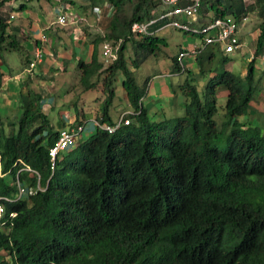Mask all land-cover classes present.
<instances>
[{"label":"trees","instance_id":"obj_1","mask_svg":"<svg viewBox=\"0 0 264 264\" xmlns=\"http://www.w3.org/2000/svg\"><path fill=\"white\" fill-rule=\"evenodd\" d=\"M10 1L0 0V59L6 51L22 52L25 38L8 21ZM89 1L94 7L100 0ZM102 1L110 7L97 23L90 59L78 62L80 81L87 91L102 85L97 118L114 124L110 110L122 72L131 121L114 132L97 127L52 165L49 148L59 131L41 94L30 92L17 130L0 127V197L13 200L4 199L0 264H264V133L243 119L257 90L252 62L264 53V0H201V22L231 16L239 25L256 13L254 58L244 78L219 72L229 60L224 45L207 46L195 55L199 74L209 75L206 92L186 79L180 87L185 113L159 120L143 106L149 80L140 85L129 60L137 67L167 44L154 33L167 19L150 25L151 34L132 31L156 14L160 1ZM104 41L121 42L108 63L99 59ZM173 60L183 72L177 55ZM221 85L228 93L218 123ZM80 123L77 116L70 127ZM18 181L25 192L14 201Z\"/></svg>","mask_w":264,"mask_h":264},{"label":"rangeland","instance_id":"obj_2","mask_svg":"<svg viewBox=\"0 0 264 264\" xmlns=\"http://www.w3.org/2000/svg\"><path fill=\"white\" fill-rule=\"evenodd\" d=\"M42 1L45 3L47 0ZM23 2H26L28 5H30L29 10H33L34 14L32 18L39 21V19L41 20V18L45 15V18L43 19L44 25L51 23V21H56L59 14H64L67 17L68 22L66 24H61L56 21V23H54V32L58 31V26L62 27L65 25V27H71L72 29H74L73 27L75 26L76 28L79 26L86 28L87 23L92 25V27L97 30L95 33L100 32V29L97 27V23L99 22V19L100 21H104L106 19V14L108 13L107 9L110 7L108 3L102 0L95 3L97 5H95L96 8L95 6L93 7L89 0H51L50 5L46 4L43 7L41 6L42 2L39 0H12L7 3V8H20L19 4ZM22 12L25 11L22 10ZM45 19L48 23H46ZM257 22L256 13H251L248 18L244 19L242 23L239 24V31L240 29L243 31V40L246 44L243 46V48H238L232 53H226V55L229 57V60L225 65H220L219 72L230 69L236 74H240L243 78L246 76L247 72L249 71V63L253 60V57H248L247 54H252V51L255 53L254 43L259 34V26ZM244 23L245 25H243ZM190 25H192V28H199L198 22L194 23L190 21ZM34 33L36 34V32ZM154 33L156 36L163 38L167 43L164 44V46H161V53L157 56L148 57L137 67H134L130 60L129 64L131 68L134 69L135 78L140 85H143L147 80L152 79L155 74L173 73L172 75H168L170 79L169 83L173 84V86H171V90L169 89L167 93L161 97L160 101L154 104V106L150 109L149 114L153 119L156 120L165 118V116H181L185 113V109L182 104H177L176 96L177 94L183 95L180 87L186 81V79L198 84V90L202 95L206 92L207 84L210 83L209 77L207 75L202 76L199 73L190 71H183L181 73L178 72V70L175 68L173 57L180 51L181 46L191 49L193 47L192 43L194 41L200 42V36L194 35L190 31H184L167 24L161 26ZM61 34L64 41H70V38L64 33V31ZM77 36L78 30L72 36L73 40H75ZM99 49L100 51L102 50V43L99 44ZM126 52L129 57H132L133 50L130 43H128ZM8 55L16 60V65L22 64L24 59L23 51L21 52L12 50L10 53H8ZM60 57L62 58V64L66 66V71L61 72L59 75H54L57 74L59 70H53L54 76L51 78L54 83H51L53 85L50 86L49 89H51V96L59 98V100H63L65 104L56 105L54 101H52L51 104L53 105V109L49 115L54 127L58 125L57 121H59L58 117L61 114V111H70L73 117L75 115L78 116V118L84 122V129L80 134V138L77 140L79 143L95 133L98 127L95 123V119L97 118V113L100 110L105 95L101 84H97L96 87H93L88 91H83L84 86L80 81V68L77 65L78 61L75 63L70 61L67 57H63L62 55ZM252 64L254 66L255 87L264 94V58L262 57V54L257 56ZM123 79L124 74L122 72L118 73L115 81L116 96L110 110L112 117H116L119 114L121 108L128 107L129 105V101L123 86ZM91 80H93V78ZM243 83L245 86H248L247 79L243 80ZM222 89L226 90L227 88L224 85H221L218 89L219 92L217 93V103L219 105V111L215 115V119L218 123H221V121L225 118L223 107L226 102V95L220 93ZM149 98L150 95H147L145 99L147 100ZM251 103L250 109L252 110L243 119H248L247 123L249 125H261L262 132L264 133V101H262L260 104L258 111L255 101L252 100ZM19 111V113H9V118H2L10 120V123H12L9 124L5 122L3 127L6 130V133L11 132L12 127L13 131L17 130L18 120L23 110L20 109ZM66 115L69 116V113H66ZM6 179H11V175H7Z\"/></svg>","mask_w":264,"mask_h":264},{"label":"crops","instance_id":"obj_3","mask_svg":"<svg viewBox=\"0 0 264 264\" xmlns=\"http://www.w3.org/2000/svg\"><path fill=\"white\" fill-rule=\"evenodd\" d=\"M39 1L42 2V7L46 4L50 5V1L48 0L45 1V3L42 0ZM24 3L25 2L20 3L19 7ZM29 6L30 5L27 4L25 8L17 9L16 7L8 9V6H5V10L10 11L9 15H11V18L8 19V21L10 22L13 31H16L18 35L24 36L25 38L21 43L23 48L22 51L24 52V59L22 64L16 65V60L10 55H8V53H10L11 51H6L3 55V58L0 59V71L2 73V84L0 86V127L3 129L5 122L10 124V120L2 118H9V113H19L20 109L24 110L23 103L29 100V95L31 91L39 92L41 94L42 109L45 113L48 114L49 118V113H51V110L53 109V105L51 104L52 101H54L56 105L65 104L63 100H59V98L51 96V89H49V87L53 85L51 83H54L51 77H53L54 75H59L61 74V72L66 71V66L62 64V58L60 56L62 55L63 57H67L70 61L75 63L76 61L79 62L80 60L85 61L90 59V55L93 49L92 39L94 38L93 36L97 31L92 27V25L87 23L86 28H82L81 26L76 28L75 26L73 27L74 29H72L71 27H65V25H63L62 27L58 26V31L54 32V23H56L57 19L56 21H51V23H48L45 19L46 23L48 24L44 25L43 19L45 18V15L41 18V20L39 19V21L37 19L32 18L34 12L32 9L29 10ZM22 10L25 12H22ZM257 21L258 24L259 20L257 19ZM243 25H245V23ZM42 30H45L48 37V40L43 44L44 56L42 61L38 62L32 69H30V62L34 58L37 45H41L40 35ZM77 30L78 36L75 40H73L72 36ZM10 31L11 28H8V32ZM63 31L70 38L69 42L64 41L63 36L61 34ZM34 32H36V34ZM150 32L152 33V31ZM238 34L242 42L243 48V46L246 44L243 40V31H241L240 29ZM200 42L194 41L192 45L195 43L199 44ZM256 42L257 39L254 43L255 49ZM101 51L99 49V59L101 61H104ZM208 52L209 50L205 51V53ZM254 54L255 53L252 51V54L248 53L247 56L254 58ZM195 55L191 54L185 57L184 60L187 67L186 71L200 73ZM262 57L264 58V54L262 55ZM55 69H58L59 72L53 75V70ZM172 74L173 73L155 74L153 78L149 80V85L147 89L148 92L146 96L150 95V98L147 100L145 99L146 96H144L143 98V106L147 109L148 112L154 106L155 103L160 101L161 97L165 95L169 89L171 90V86H173V84L169 83L170 79L168 75ZM207 76L209 77V75ZM220 93L227 96L228 91L227 89H222ZM176 98L177 104H182V106L184 107L186 98L182 94H177ZM252 100L255 101V105L257 104L258 111L260 104L262 103V101H264V94L261 93V91L256 90ZM251 102L250 106L252 104ZM250 106L249 112L252 110L250 109ZM132 111L133 109L129 103L128 107H123L120 109L119 114L116 117H113V120L116 121L122 113ZM60 113L61 114L58 117L59 121H57L58 125L54 127L57 131H59L63 127L70 126V123L74 122V120L77 119V116L75 115L73 117L70 111H61ZM66 113H69V116H67ZM4 132H6L5 129Z\"/></svg>","mask_w":264,"mask_h":264},{"label":"built area","instance_id":"obj_4","mask_svg":"<svg viewBox=\"0 0 264 264\" xmlns=\"http://www.w3.org/2000/svg\"><path fill=\"white\" fill-rule=\"evenodd\" d=\"M160 6L156 9V14L149 19L148 22H135L132 25V31L135 33H147L150 25L161 21L168 20L167 25L182 29L184 31H190L192 34L200 36L201 42L199 44H193L191 49L184 48L177 54V62L180 70L186 71L185 57L188 55H195L200 53L203 49L213 43H221L224 45V51L226 53H232L238 48L242 47V42L239 38V25L236 20L231 16L215 17L214 19L205 20V22H199V14L201 10V0H159ZM13 17V15H12ZM184 18L185 21L180 20ZM190 19V20H189ZM58 23H67V17L61 14L57 18ZM190 21L199 23V28H192ZM165 24V25H166ZM48 40L45 30H42L40 35L41 45H37L34 58L30 62V69H32L38 62L42 61L44 52L43 44ZM121 42L112 43L111 41H104L102 43V55L104 62L108 63L117 57L118 49ZM126 113H122L114 124L107 122H101L96 118L95 123L100 128L109 132H114L121 124H129L131 119L125 117ZM84 129V123L77 124L76 126L63 127L59 130V136L52 147L49 148V155L51 158V164L55 165L57 156L67 149H71L77 144L78 138ZM53 167V166H52ZM24 191V188L19 186L20 194ZM8 201H13L7 197L4 198ZM0 197V219L5 215V202ZM14 215V214H13Z\"/></svg>","mask_w":264,"mask_h":264},{"label":"clouds","instance_id":"obj_5","mask_svg":"<svg viewBox=\"0 0 264 264\" xmlns=\"http://www.w3.org/2000/svg\"><path fill=\"white\" fill-rule=\"evenodd\" d=\"M177 54H178V53H177ZM177 54H176V55H177ZM263 54H264V53H263ZM263 54H262V55H263ZM103 62H104V61H103ZM126 113H128V112H126ZM117 120H118V119H117ZM117 120H116V121H117ZM114 122H115V121H114ZM83 123H84V122H83ZM98 127H99V126H98ZM77 143H78V142H77ZM71 149H72V148H71ZM28 169L30 170V168H28ZM17 186H18V188H17V189H18V194H17L16 198H14V201H15L16 199H18V198L22 195V193L25 192V185H22V183L18 181V182H17ZM19 186H21V187L24 188V191H22L21 194H20V192H19ZM11 202H12V201H11ZM13 214H15V213H12V215H13Z\"/></svg>","mask_w":264,"mask_h":264}]
</instances>
